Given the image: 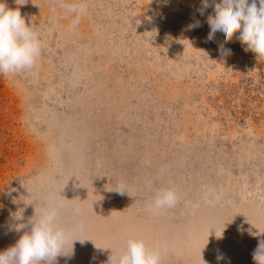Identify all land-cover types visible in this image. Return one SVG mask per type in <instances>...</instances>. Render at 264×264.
I'll use <instances>...</instances> for the list:
<instances>
[{
	"label": "rangeland",
	"instance_id": "374dc122",
	"mask_svg": "<svg viewBox=\"0 0 264 264\" xmlns=\"http://www.w3.org/2000/svg\"><path fill=\"white\" fill-rule=\"evenodd\" d=\"M77 2L86 10L73 27ZM5 3L19 7L42 51L32 69L0 75V251L20 235L11 214L24 207L26 222L53 198L61 225L78 224L75 238L90 239L54 264H107L110 250L95 245L119 250L162 222L180 236L178 224L209 204L203 189L227 188L230 178L235 190L211 200L213 218L233 226L235 251L264 240L245 225L251 210H264V59L245 51L239 33L209 41L211 7L200 15L201 0ZM162 189L176 193L174 207L152 206Z\"/></svg>",
	"mask_w": 264,
	"mask_h": 264
},
{
	"label": "clouds",
	"instance_id": "9594fccd",
	"mask_svg": "<svg viewBox=\"0 0 264 264\" xmlns=\"http://www.w3.org/2000/svg\"><path fill=\"white\" fill-rule=\"evenodd\" d=\"M27 2L15 0L18 6ZM209 7L212 8V14L207 16L209 41L219 37L230 42L239 33L236 38L246 46L245 51H251L256 57L264 59V0H201L199 14L204 15ZM85 10L83 3L79 2L69 7L70 12L77 13L73 27L79 21V14ZM200 26L197 20L188 25V30ZM41 51L39 33L31 23H26L19 7H8L5 0H0V75H15L32 69ZM224 52L230 53L231 49H225ZM115 190L119 194L126 192L129 195L126 186L121 185ZM22 201L24 206L33 204L31 200ZM13 202L16 203L15 200ZM176 202L177 195L173 190L162 189L156 191L152 206L157 210L167 209L174 207ZM61 207L59 202L50 201L26 222L23 217L24 207L12 213L10 230L20 235L11 246L0 251V264H54L59 256H74V242L84 244L90 239L75 238L81 230L78 224L70 228L61 225ZM95 247L99 251L110 250L107 264H161L160 255L149 249L139 238L127 239L119 250L98 245ZM252 255L255 264H264V240L259 241Z\"/></svg>",
	"mask_w": 264,
	"mask_h": 264
},
{
	"label": "bare ground",
	"instance_id": "6f19581e",
	"mask_svg": "<svg viewBox=\"0 0 264 264\" xmlns=\"http://www.w3.org/2000/svg\"><path fill=\"white\" fill-rule=\"evenodd\" d=\"M71 62H74V66L80 69V71H82L81 74L85 76L86 72L81 70L84 68L77 63L79 62L82 65H86V61H81L80 58L75 57L74 59H71ZM100 62L98 64H100ZM101 66H103V64ZM78 72L79 71H75L73 77L76 78ZM236 179H242V177H236ZM228 181L229 183L226 185L227 188H224V182H220L203 189L200 195H202L207 201L209 200V204L207 208H205V211L200 209V212L203 213L198 212L195 217L191 218L190 222H186L187 224L185 228L178 224V227L175 230L177 233L180 232V229L182 230L180 236L177 235L173 238L168 236L165 232L163 222L161 228L159 225L157 228H153V235H150L149 232H144L143 235L145 236V240L143 241L149 249L160 255L161 260L164 259V264H168L167 260L169 257L173 259L177 258L179 260L183 259L185 260V264H255L252 254L256 249L255 246L258 245L260 241L259 238L258 241L251 243L252 245L247 251L243 247H240L239 250L235 251L232 249L233 241L231 238H233V235L229 234L234 232L233 226L224 225L221 229L220 226H218L220 222L217 221L220 218H213L212 215L213 208L211 207V200H224V197L228 198L230 195L229 193L235 190V184H232L231 178ZM257 189V187L253 188V190ZM50 201L55 200L53 198L48 199V201L44 202L45 206ZM188 203L195 204L193 201H189ZM250 214L252 218H250V215L245 218V225L247 230L249 229L251 232L249 233L252 236L251 238L254 239V237H258V232L260 233L264 230V210L255 208V210L250 211ZM113 215H115L114 212ZM145 226L146 225H142V227ZM137 228L139 229L141 227ZM142 231H146V228ZM241 231L243 230L241 229ZM133 235L137 237L140 236L139 233H134ZM237 236L238 238L236 239V242H242V238L239 237V235ZM251 238L250 242L253 241ZM220 241L221 245L217 244ZM219 246H221V249H218ZM233 256H235V258H233ZM218 257L222 258L218 259Z\"/></svg>",
	"mask_w": 264,
	"mask_h": 264
}]
</instances>
